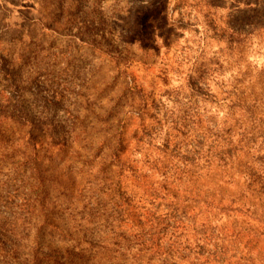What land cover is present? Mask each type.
<instances>
[{"label":"rangeland","instance_id":"obj_1","mask_svg":"<svg viewBox=\"0 0 264 264\" xmlns=\"http://www.w3.org/2000/svg\"><path fill=\"white\" fill-rule=\"evenodd\" d=\"M248 1L0 0V264H95L79 249L109 237L97 214L85 223L95 202L110 208L102 165L120 142L134 156L145 102L166 112L191 97V62L258 31L264 0ZM258 49L248 40L235 59L244 69ZM114 180L142 204L139 183Z\"/></svg>","mask_w":264,"mask_h":264},{"label":"trees","instance_id":"obj_2","mask_svg":"<svg viewBox=\"0 0 264 264\" xmlns=\"http://www.w3.org/2000/svg\"><path fill=\"white\" fill-rule=\"evenodd\" d=\"M233 35L217 62L202 55L191 62V97L173 99L166 112L155 100L145 102L135 117L141 128L132 136V158L120 142L102 165L100 190L110 196V208L100 214L95 202L84 220L90 224L97 214L109 239L96 252L85 240L91 248L79 250L86 261L264 264V20L243 41ZM254 39L259 49L243 69L235 51ZM232 66L237 72L226 78L224 70ZM254 68L262 71L253 74ZM124 173L140 184V206L115 183Z\"/></svg>","mask_w":264,"mask_h":264}]
</instances>
